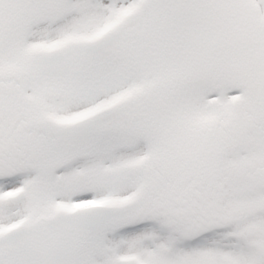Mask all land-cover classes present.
I'll return each instance as SVG.
<instances>
[{
	"label": "snow or ice",
	"instance_id": "snow-or-ice-1",
	"mask_svg": "<svg viewBox=\"0 0 264 264\" xmlns=\"http://www.w3.org/2000/svg\"><path fill=\"white\" fill-rule=\"evenodd\" d=\"M0 264H264V0H0Z\"/></svg>",
	"mask_w": 264,
	"mask_h": 264
}]
</instances>
